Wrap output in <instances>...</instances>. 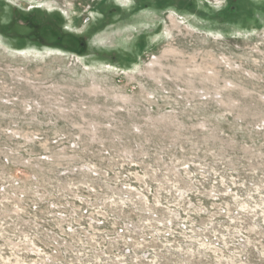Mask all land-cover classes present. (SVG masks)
Listing matches in <instances>:
<instances>
[{"label":"rangeland","instance_id":"374dc122","mask_svg":"<svg viewBox=\"0 0 264 264\" xmlns=\"http://www.w3.org/2000/svg\"><path fill=\"white\" fill-rule=\"evenodd\" d=\"M116 136L214 162L193 264H264V0H0V264H86L25 256L18 182Z\"/></svg>","mask_w":264,"mask_h":264},{"label":"built area","instance_id":"2783aa9c","mask_svg":"<svg viewBox=\"0 0 264 264\" xmlns=\"http://www.w3.org/2000/svg\"><path fill=\"white\" fill-rule=\"evenodd\" d=\"M134 131L141 132L138 127ZM116 137L91 141L95 150L87 157L79 153L90 144L72 141L74 155L66 165L44 177L28 174L37 200L26 204L31 193L23 190L22 173L20 210L34 219L36 230L26 257L86 264H193L214 247L216 239L203 234L199 217L203 195H217L214 162L187 156L182 143ZM10 158L4 159L7 165L13 164ZM38 158L39 165L56 161L46 152ZM25 162L28 166L31 159Z\"/></svg>","mask_w":264,"mask_h":264}]
</instances>
